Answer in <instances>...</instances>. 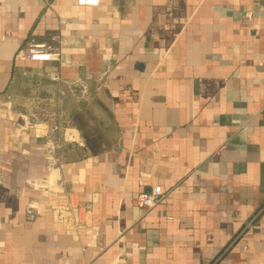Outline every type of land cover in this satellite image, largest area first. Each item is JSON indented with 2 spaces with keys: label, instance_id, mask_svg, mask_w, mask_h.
I'll return each instance as SVG.
<instances>
[{
  "label": "crops",
  "instance_id": "crops-1",
  "mask_svg": "<svg viewBox=\"0 0 264 264\" xmlns=\"http://www.w3.org/2000/svg\"><path fill=\"white\" fill-rule=\"evenodd\" d=\"M0 264H264V0H0Z\"/></svg>",
  "mask_w": 264,
  "mask_h": 264
},
{
  "label": "built area",
  "instance_id": "built-area-1",
  "mask_svg": "<svg viewBox=\"0 0 264 264\" xmlns=\"http://www.w3.org/2000/svg\"><path fill=\"white\" fill-rule=\"evenodd\" d=\"M80 6H98L101 0H72ZM58 36L54 35L49 41H30L17 54V59L28 61H57L61 58ZM163 197L161 186H154L150 191L141 193L137 205L142 209L153 207ZM66 211L72 210L71 203L63 204Z\"/></svg>",
  "mask_w": 264,
  "mask_h": 264
}]
</instances>
